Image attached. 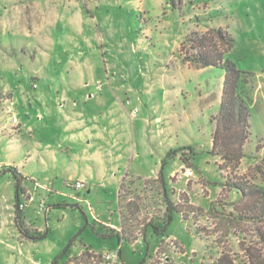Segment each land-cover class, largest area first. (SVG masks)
Wrapping results in <instances>:
<instances>
[{
	"label": "rangeland",
	"instance_id": "rangeland-1",
	"mask_svg": "<svg viewBox=\"0 0 264 264\" xmlns=\"http://www.w3.org/2000/svg\"><path fill=\"white\" fill-rule=\"evenodd\" d=\"M177 2L179 8L167 0H0V165L23 160L31 138L23 132L10 143L12 115L36 125L35 140L58 154L57 162L34 158L27 166L37 184L20 180L24 228L45 234L41 239H25L15 225V178L0 166V264H51L70 242L68 257L87 247L111 257L58 264H217L222 256L227 264H264V220L238 218L236 209L252 200L240 201L231 187L264 188V0ZM212 27L234 39L230 57L250 110L236 167L210 153L220 69L182 61L187 36ZM59 111L74 117V131L90 125L101 136L88 147L87 138L72 143ZM186 145L192 156L177 151L163 165L181 212L174 210L164 235L148 227L143 236L140 222L162 225L165 212L156 183L146 179L157 176L170 149ZM125 175L133 183L124 198L140 209L128 240L118 242L108 229L120 227L117 192Z\"/></svg>",
	"mask_w": 264,
	"mask_h": 264
},
{
	"label": "trees",
	"instance_id": "trees-1",
	"mask_svg": "<svg viewBox=\"0 0 264 264\" xmlns=\"http://www.w3.org/2000/svg\"><path fill=\"white\" fill-rule=\"evenodd\" d=\"M172 8H179L177 0H167ZM189 50L185 51L182 57L183 62H188L196 67H216L220 69L223 76L222 93L219 109L216 114L211 115L210 121L214 124L211 136L210 153L221 158L223 164L236 167L240 159L244 156V145L250 136L249 117L250 110L247 102L241 96L238 87L241 69L237 66L236 60L230 55L234 50V39L229 32L222 27H212L203 33H194L188 35ZM187 149L191 156L194 150L190 145L170 149L166 157L162 160V166L156 177L146 179V182H154L163 197L165 204L164 217L161 218L162 225H158L154 219H147L142 224L143 236L148 227H151L157 235H164L165 228L172 219V213L177 210L169 197L163 177V165L168 158H172L177 151ZM184 162L185 159L181 158ZM3 172L10 171L15 178L16 200L14 203V222L22 235L28 234L24 228L21 216L19 193L26 190L21 187L19 173L13 167L3 169ZM145 182V181H144ZM127 176L123 177L118 187V212H119V230L110 227L108 233L110 236L116 235L118 242L127 238V230L131 231L130 220L137 219L140 206L137 202L129 199L126 201L125 188L127 184H132ZM231 187L239 194L240 201L252 200L250 206L236 209V216L240 219L251 221L264 220V188L262 186L246 187L241 183H232ZM181 212V211H179ZM45 234L39 233L33 238H43ZM263 237V236H262ZM71 242L69 243V245ZM69 245L52 261L51 264H58L59 260L67 257L70 261L83 262L90 258L101 259L100 253H95L90 247L81 251L79 255L68 257ZM217 264H227L222 256L218 259Z\"/></svg>",
	"mask_w": 264,
	"mask_h": 264
},
{
	"label": "crops",
	"instance_id": "crops-1",
	"mask_svg": "<svg viewBox=\"0 0 264 264\" xmlns=\"http://www.w3.org/2000/svg\"><path fill=\"white\" fill-rule=\"evenodd\" d=\"M95 88H97L96 84H95ZM48 112H43L42 114L36 113L37 118L40 119L42 117V119H43V116L46 115ZM58 113L60 114V116H63V115L65 116V118H64L66 121L65 127H67L68 130H71V132L68 135H66V137L68 138V140H72V143H78V142L83 141L84 138H87L86 143H87V147H88V146H91V139H93V138L97 139L99 136H101V135H99L98 132H95L96 129L90 125L85 126L83 128H79L78 131H74V128H78V124L75 122V120H73L74 117L68 113H63V111L62 112L59 111ZM48 114H49V115H47V116H49L48 119L53 118L50 112ZM16 118H17V116H16ZM53 119H54V121H57L56 120L57 118H53ZM18 121H19V119L17 118V122ZM76 121L79 122V120H76ZM17 122H16V124H18V127L16 129L13 128L15 126L14 125L15 123L10 122L12 125H11V133L8 135V139H9L10 143L13 144L12 142L14 140H18L19 136L21 134H23V132H26L27 135L29 137H31L30 141L26 144V147H27V150L25 152L26 154L23 157V160H21L20 162H17V163L6 162V163L1 164L0 166H4L5 169H7V167H9V166L13 167L15 169V171L19 173L20 180H22V179L28 180L29 184L36 183L35 178L32 176V174H30L31 171L27 169V166H29L33 162L34 158L35 159L37 158L38 163H40L41 165H44L46 162H57L58 154H57L56 150L51 149L49 147V144H44L42 146L35 140V137H33L32 132L34 131V127H36V125H31L30 123H26V124L21 125L20 123H17ZM45 126H47V125H44V127ZM14 130H15V132H14ZM72 155L76 159L79 156L80 157L83 156L82 153L80 154L78 152H73ZM70 168H72V167H70ZM14 199L16 200V193H15ZM15 200H14V203H15ZM14 203L12 205V208H14ZM54 205L59 206V204H57V203ZM14 215H15V212H13V219H14ZM23 216H24V214L22 215V217ZM22 220H23V223H25L24 218H22ZM112 228L117 229V227H112ZM22 236L25 239L35 240L33 237H36L37 235L31 236V234L28 232V234H26V236L25 235H22Z\"/></svg>",
	"mask_w": 264,
	"mask_h": 264
},
{
	"label": "built area",
	"instance_id": "built-area-1",
	"mask_svg": "<svg viewBox=\"0 0 264 264\" xmlns=\"http://www.w3.org/2000/svg\"><path fill=\"white\" fill-rule=\"evenodd\" d=\"M96 87L99 88V87H100V84H97ZM10 119H11V121H12L13 123L17 122V118H16L15 115H12V116L10 117ZM74 185H75L76 188H80V187L83 186V183L80 182V181H76ZM22 206H23V204H22V202H21V200H20V205H19L20 209H22ZM117 230H119V228H118ZM110 257H111V254H110L109 252H101V261H102V262L105 261L104 259H108V258H110Z\"/></svg>",
	"mask_w": 264,
	"mask_h": 264
}]
</instances>
